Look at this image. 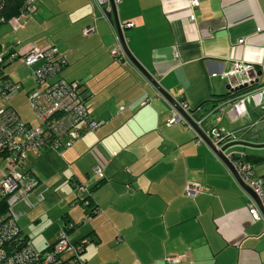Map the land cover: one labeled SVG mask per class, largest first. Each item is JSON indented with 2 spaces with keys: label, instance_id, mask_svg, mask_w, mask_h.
I'll use <instances>...</instances> for the list:
<instances>
[{
  "label": "crops",
  "instance_id": "0c3cea01",
  "mask_svg": "<svg viewBox=\"0 0 264 264\" xmlns=\"http://www.w3.org/2000/svg\"><path fill=\"white\" fill-rule=\"evenodd\" d=\"M44 2L35 1L27 18L10 16L22 27L0 25L31 32L25 43L18 38L0 42V51L55 46L64 61L58 77L78 84L88 116L99 125L66 149L44 148L20 164L19 170L36 181L25 208L15 216L9 209L20 235L30 242V232L37 230L44 237L41 251L65 230L87 264H165L167 256H178L175 264H264V214L191 130L181 122L167 124L170 105L137 67L112 58L114 24L90 0H51V7ZM197 2L192 22L188 0L113 5L118 24L132 23L120 30L130 55L174 101L198 106L190 115L204 117L199 124L204 132L216 127L233 131L235 139L246 134L252 142H264V129L248 131L264 120V97L253 94L236 103L245 92L264 86V0ZM88 26L93 31L85 35L82 29ZM234 60L252 64L256 85L237 92L226 87L236 79L227 82L218 74ZM11 64L3 67L4 75L19 85L16 92L21 90L27 101L34 85L30 70L24 75L30 81L24 82L14 69L6 71ZM254 149L240 146L228 152L256 159L247 162L264 187V149ZM94 165L101 168L100 178L93 176ZM100 179L85 206L73 183L92 187ZM186 182L199 184L201 191L185 196ZM251 200L259 219L249 214Z\"/></svg>",
  "mask_w": 264,
  "mask_h": 264
},
{
  "label": "built area",
  "instance_id": "2783aa9c",
  "mask_svg": "<svg viewBox=\"0 0 264 264\" xmlns=\"http://www.w3.org/2000/svg\"><path fill=\"white\" fill-rule=\"evenodd\" d=\"M36 0H18V16L30 14ZM106 18L105 13L110 10V2L114 5L121 0H90ZM9 0H0V25L11 22L18 24L17 17L6 16L5 9ZM197 0H188L187 20L192 22L194 16L192 10L197 6ZM107 19V18H106ZM132 25L130 22L118 24L120 30ZM14 27V26H13ZM93 31V26L82 29L83 34ZM242 40L239 39L240 43ZM112 58L118 62L129 61L119 37L116 32V43L109 50ZM19 58L30 70V76L34 83L27 93V102L33 113L32 120H23L16 110L10 105H0V149L4 155L0 159V196H7L17 192L19 196L30 191L36 181L28 172L20 171L19 166L31 154L36 155L44 148L59 151L70 147L76 142L84 131L93 130L99 125V121L88 116L83 99L78 92V84L75 81H67L62 77H55L64 63L55 46L38 50L30 48L23 53H2L0 51V97L16 91L19 85L8 79L3 72V67L11 61ZM254 68L252 64L243 60H234L230 68L218 74L220 79L227 82L234 78L228 86L234 89L238 86H248L253 81ZM215 76V73L212 74ZM258 94L264 97V86L258 87L256 91H247L236 98L237 104H243L251 95ZM146 99L141 101L145 103ZM168 102V101H167ZM226 103V102H224ZM222 103V104H224ZM170 105V113L167 124L181 122L184 127L191 130L194 140L205 143L204 139L196 132L192 125ZM177 104L186 112L190 113L189 107L183 100ZM222 104L215 108H222ZM204 118V117H203ZM198 119L196 123L200 126L203 120ZM210 142L220 147L222 144L235 139L233 131L221 132L216 127L204 132ZM243 152H225V157L230 162L238 179L248 186L264 211V187L261 180L255 176L253 165L247 162ZM93 176H102L101 168L94 165ZM75 189L82 194L81 201L86 206L89 204L91 187L86 183L74 182ZM201 191L199 184L186 182L183 194L194 197ZM248 211L253 219H259L260 213L257 205L251 200L248 203ZM180 259L178 256H167L165 264H175ZM0 264H87L82 257L80 249L67 238L65 230H60L55 240L46 249L37 251L31 243L19 233L15 219L9 212L0 215Z\"/></svg>",
  "mask_w": 264,
  "mask_h": 264
},
{
  "label": "rangeland",
  "instance_id": "374dc122",
  "mask_svg": "<svg viewBox=\"0 0 264 264\" xmlns=\"http://www.w3.org/2000/svg\"><path fill=\"white\" fill-rule=\"evenodd\" d=\"M41 2H43V0H36V4H40ZM44 4L46 6H49V7L52 6L51 0H46V2H44ZM24 15L25 16L28 15V16H26V18L29 17V14H24ZM3 25H9L11 28H13V26L14 27H16V26L22 27L23 26L22 24H20V22H18V24H13L11 22H7V23H3ZM30 37H31V32H29V27H27L24 30L19 29L15 32H12L10 30V28H8V26L0 27V42L8 43L9 41H12V40L15 42V40L18 38L22 43H25L27 41V38H30ZM8 46H10V45H8ZM19 60L20 59L17 58V59H15V61H12V64L9 65V68L6 69V71H11L14 69L15 71H17L19 73L18 77L21 78L26 73H28L29 69L27 67L19 66L21 64V62ZM13 77L15 78L16 75L13 74ZM56 77H58V75H56ZM25 79H28V81H30L29 76L23 77L24 82H25ZM246 101H247V99H246ZM0 105L12 106L13 108H15L17 110L19 115L24 120H30V119L32 120V118H33V113L31 111V109L29 108L28 102L26 101L25 96L23 95V92L21 90H17V92L14 91V92H11L7 95L1 96L0 97ZM239 147H240L239 145L230 146L225 150V152H228L229 149H232V148L237 149ZM248 148H251V147H248ZM48 149H51V148H48ZM261 149H264V147L255 148L254 150H261ZM51 150H53V149H51ZM31 191L32 190L28 191L27 193H25L21 196H19L20 194H18L17 192L10 193L9 195L6 196L9 209L13 213L14 216H15L16 211H19L20 208H25L24 206L26 205V198H27V196L30 195ZM35 200H36V198H35ZM36 231L37 230L30 232V236H29L30 238L29 239H30V243L33 246V248L38 251L44 246V237L39 235V234H36Z\"/></svg>",
  "mask_w": 264,
  "mask_h": 264
},
{
  "label": "water",
  "instance_id": "95a60500",
  "mask_svg": "<svg viewBox=\"0 0 264 264\" xmlns=\"http://www.w3.org/2000/svg\"><path fill=\"white\" fill-rule=\"evenodd\" d=\"M106 18L112 23L114 24L115 28H116V32L117 35L119 37L121 46L127 56V58L129 59V61H131L135 67H137V69L143 74V76L150 81V83H152L157 91H159V93H161V95L163 97H165V99L174 106V108L192 125V127L196 130V132L204 139L206 145L215 153V155L225 164V166L229 169V171L231 172V174L233 175V177L235 178V180L237 181V183L255 200V202L257 203L261 214L263 215V211L262 208L259 204V200L258 198L255 196V194L252 192V190L244 185L243 183H241V181L238 179L234 169L232 168L230 162L228 161V159L225 157V150L233 145H239V146H243V147H251V148H262L264 147V142H252L248 139V135H243L238 137L237 139H234L232 141H228L224 144H222L220 147H216L214 146L210 140L208 139V137L205 135L204 131L200 128V126L197 125L196 120L193 119V117L191 115H189V113H186L178 104L176 101H174L172 99V97L164 90L162 89L157 82L151 77V75L145 70L143 69V67H141L137 61H135V59L130 55L129 51L127 50L123 39H122V34L121 31L118 27V21L116 18V14H115V6L113 5L112 2H110V10L108 12L105 13ZM257 75H259V73H256ZM255 82H257V78H255L253 81L250 82V85H253ZM227 88H229L228 84L226 85ZM243 87H246L245 85L243 86H238L236 88H234V90L236 89H241ZM249 133H258L260 130L264 129V120H259L257 121L255 124H252L249 128Z\"/></svg>",
  "mask_w": 264,
  "mask_h": 264
},
{
  "label": "trees",
  "instance_id": "16d2710c",
  "mask_svg": "<svg viewBox=\"0 0 264 264\" xmlns=\"http://www.w3.org/2000/svg\"><path fill=\"white\" fill-rule=\"evenodd\" d=\"M19 3H18V0H9L8 2V7H6L5 9V14L6 16H11L13 14H16L18 13L19 11ZM254 85L256 84H253L251 85L250 87H253ZM244 90V89H242ZM237 91H241V90H234V92H237ZM224 99V98H223ZM198 106L195 107V108H191L190 110V113L191 115L197 110ZM202 116L198 117L197 119H200ZM4 151L0 149V159L2 158V156L4 155ZM243 158L246 160V161H249L251 163H254L256 161V159H253L249 156H246L244 154ZM102 180L100 179L97 183H95L92 187L94 188L96 185H98ZM82 198V197H81ZM94 210V208L91 209V212ZM6 212H9V206H8V203H7V199L5 196H0V215L6 213ZM83 244V243H82ZM81 244V245H82Z\"/></svg>",
  "mask_w": 264,
  "mask_h": 264
}]
</instances>
